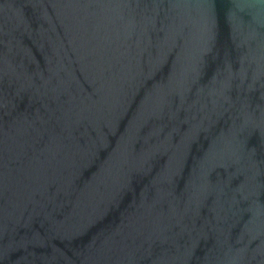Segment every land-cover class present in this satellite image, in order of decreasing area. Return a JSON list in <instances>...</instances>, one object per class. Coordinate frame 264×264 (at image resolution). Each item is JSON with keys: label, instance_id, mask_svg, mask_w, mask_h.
I'll return each instance as SVG.
<instances>
[{"label": "water", "instance_id": "obj_1", "mask_svg": "<svg viewBox=\"0 0 264 264\" xmlns=\"http://www.w3.org/2000/svg\"><path fill=\"white\" fill-rule=\"evenodd\" d=\"M0 264H264V0H0Z\"/></svg>", "mask_w": 264, "mask_h": 264}]
</instances>
